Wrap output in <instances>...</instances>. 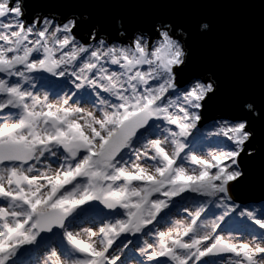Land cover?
<instances>
[{"label":"snow or ice","instance_id":"obj_1","mask_svg":"<svg viewBox=\"0 0 264 264\" xmlns=\"http://www.w3.org/2000/svg\"><path fill=\"white\" fill-rule=\"evenodd\" d=\"M28 4L0 0V264H264V208L233 202L264 107L239 98L206 127L217 88L178 82L174 25ZM187 194L204 199L160 231Z\"/></svg>","mask_w":264,"mask_h":264},{"label":"water","instance_id":"obj_2","mask_svg":"<svg viewBox=\"0 0 264 264\" xmlns=\"http://www.w3.org/2000/svg\"><path fill=\"white\" fill-rule=\"evenodd\" d=\"M30 12L68 17L83 13L97 20L124 16L133 29H146L164 20L175 27L188 52L178 82L203 77L217 92L208 103L204 125L230 118L239 98L264 107V0H29ZM207 24L209 27L204 28ZM87 29L79 38L87 43ZM109 39H119L113 34ZM254 155L243 157L245 177L233 201L264 202V121H254Z\"/></svg>","mask_w":264,"mask_h":264},{"label":"rangeland","instance_id":"obj_3","mask_svg":"<svg viewBox=\"0 0 264 264\" xmlns=\"http://www.w3.org/2000/svg\"><path fill=\"white\" fill-rule=\"evenodd\" d=\"M37 90L38 91H43V89L40 88V83L39 80L37 81ZM67 90V89H65ZM84 107H91L90 105H83ZM211 125V123L205 125L206 127ZM204 198L195 196V194H187L182 201L178 200V202L171 208L170 212L168 215L160 221V224L157 226L160 231H168L170 228H174L176 225L177 221H187L190 219L188 217L187 213L184 211V208H188L189 211H195L196 205L194 204V201H200L203 200ZM234 202V201H233ZM235 203V202H234ZM237 204V203H235ZM239 207L237 209V213L240 210L244 209H249V210H255L259 213V211L264 208V202L260 204H250V205H240L237 204ZM222 211V209L216 208L212 205L208 206V210L206 212V217L208 220H211L214 218L215 214H219ZM237 219H242L237 216ZM84 226H89V225H84ZM228 229H222L221 234H226ZM130 239H133L134 243L129 246L128 249H125V254L126 256H122L121 259L125 260L126 257L128 260H131L132 256V250L136 249L137 245L135 243L136 238L130 237ZM150 240L152 239L151 237L149 238ZM113 254H120L119 251L114 252Z\"/></svg>","mask_w":264,"mask_h":264},{"label":"clouds","instance_id":"obj_4","mask_svg":"<svg viewBox=\"0 0 264 264\" xmlns=\"http://www.w3.org/2000/svg\"><path fill=\"white\" fill-rule=\"evenodd\" d=\"M207 25V24H206ZM209 26L207 25V27L206 28H208Z\"/></svg>","mask_w":264,"mask_h":264},{"label":"bare ground","instance_id":"obj_5","mask_svg":"<svg viewBox=\"0 0 264 264\" xmlns=\"http://www.w3.org/2000/svg\"><path fill=\"white\" fill-rule=\"evenodd\" d=\"M263 203V202H262ZM250 205V204H249Z\"/></svg>","mask_w":264,"mask_h":264}]
</instances>
